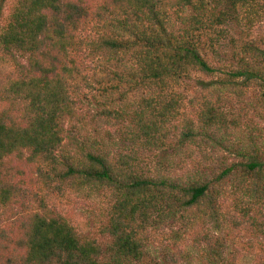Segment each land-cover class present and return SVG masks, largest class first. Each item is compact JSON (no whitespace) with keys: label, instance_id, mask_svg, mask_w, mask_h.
<instances>
[{"label":"trees","instance_id":"16d2710c","mask_svg":"<svg viewBox=\"0 0 264 264\" xmlns=\"http://www.w3.org/2000/svg\"><path fill=\"white\" fill-rule=\"evenodd\" d=\"M4 1L0 211L9 213L0 228V264H141L149 224L175 219L184 230L208 223L218 230L220 204L229 196L240 220L225 218L226 227L264 235V129L256 117L226 108L232 96L254 89L261 118L264 46L252 33L264 23V0H14L2 20ZM89 55L114 67L103 86L96 82L103 98L100 104L93 96L99 112L81 111L80 86L90 87L83 74ZM193 75L208 80H198L204 93L195 120L175 143L168 137L183 99L178 90ZM87 118L97 137L88 133ZM112 121L123 126L120 139L130 153L112 154L110 132L102 136L95 129ZM173 142L216 144L235 156L222 158L210 179L184 182L139 170L137 150L155 154ZM38 179L55 191L109 192L113 204L104 234L110 243L103 248L81 237L37 198L28 187ZM224 235L195 232L206 264H229ZM160 253V260L147 263L177 264L174 251L163 247Z\"/></svg>","mask_w":264,"mask_h":264},{"label":"rangeland","instance_id":"374dc122","mask_svg":"<svg viewBox=\"0 0 264 264\" xmlns=\"http://www.w3.org/2000/svg\"><path fill=\"white\" fill-rule=\"evenodd\" d=\"M14 0H5L2 3L1 18L7 15ZM94 35L93 32L87 33ZM252 39L256 43L264 46V23L254 28ZM204 56L210 64H216L215 59L207 55L204 51ZM114 70V67L109 66L104 58L93 57L89 55L85 59V69L83 74L87 76L90 82V87L81 84L80 98L82 99L81 111L86 112H99L100 104H103V98L99 93L100 85H104L108 81L107 73ZM198 80L207 81L208 79L199 75H193L191 80L183 82L178 92L182 95V103L179 107L177 119L169 127V139H175L185 130L183 126L195 120V113L197 112L199 100L203 95L201 87L198 85ZM98 82L100 85L96 84ZM122 87H120V90ZM100 94V95H99ZM115 93L114 96H116ZM93 96L98 97L97 100L100 104L93 99ZM258 94L254 89H248L243 92L241 98L232 96V99L227 105V111L230 114H247L248 118L256 117L261 128L264 129V107L261 109V118L257 117L259 112H256ZM88 121V118H87ZM101 122V121H100ZM98 123L99 126L95 129L103 136L104 131L108 130L114 138V144L110 147L112 154L117 152L130 153L132 148H129V143H123L120 139L119 130L123 127L120 123L112 121L109 125ZM86 129L92 137H97L94 134L93 127L95 123L90 124ZM101 124V125H100ZM123 125V123H122ZM174 128V129H173ZM177 129V130H176ZM179 130V131H178ZM173 142V143H174ZM165 151L154 153H147L145 151L135 150L138 156V168L143 173L150 176H163L169 178L180 179L187 182L188 179H197L199 177L211 178L213 171L219 164L222 158L231 161L235 154L228 152L225 147L216 146V144H201V147H196L194 144L189 143L187 146H176ZM229 157V158H228ZM50 184V188L45 186L40 179L34 180L32 186L28 189L35 193L36 197H42L45 203L60 212L76 229L81 237L95 240L97 244L105 248L110 242L108 236L104 234V227L107 223V218L111 213V206L113 204L110 199L111 194L107 191H90L84 189L81 191H55L51 187L49 181L45 182ZM29 198V197H28ZM25 198L26 204H30V199ZM16 208V206H13ZM220 215L226 219L233 218L237 222L240 220L236 212L234 197H226L220 204ZM9 211L4 213L0 211V228H6V217ZM219 215V216H220ZM220 225V229L213 230V225L208 223L205 228L202 225L189 229L186 227V232L182 227L181 222L178 220H167L159 225L149 224L145 234H143V249L146 254V260L141 264H148L147 261L150 257L160 260L161 249L163 247L169 248L174 251L177 264H206V258H202L204 250L202 245L194 244L195 232L202 231L208 232L210 236L224 235L227 242V249L223 256L229 264H254L258 259H264V235L254 233L250 230L243 229L239 226L237 229H231L226 226V221ZM220 223V222H219ZM184 230V231H182ZM173 232H179L181 238L175 239ZM177 245L180 252L188 253L185 258H180L177 253Z\"/></svg>","mask_w":264,"mask_h":264}]
</instances>
